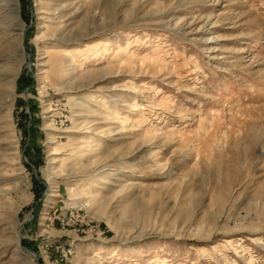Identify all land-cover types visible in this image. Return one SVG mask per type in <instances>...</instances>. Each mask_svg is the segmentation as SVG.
<instances>
[{"label": "rangeland", "instance_id": "374dc122", "mask_svg": "<svg viewBox=\"0 0 264 264\" xmlns=\"http://www.w3.org/2000/svg\"><path fill=\"white\" fill-rule=\"evenodd\" d=\"M0 264H264V0H0Z\"/></svg>", "mask_w": 264, "mask_h": 264}, {"label": "bare ground", "instance_id": "6f19581e", "mask_svg": "<svg viewBox=\"0 0 264 264\" xmlns=\"http://www.w3.org/2000/svg\"><path fill=\"white\" fill-rule=\"evenodd\" d=\"M14 3L12 2L11 5ZM55 17V16H54ZM57 22V21H56ZM53 25V24H52ZM52 29V28H51ZM55 32V31H54ZM86 34L82 35L83 37ZM50 36V35H49ZM67 40V39H66ZM75 40V39H74ZM79 40V39H78ZM79 46V45H78ZM67 50V49H66ZM101 54V53H100ZM98 55V54H97ZM50 68L53 72V77L55 84L58 86L57 88L60 90L65 89H71L73 88V85L66 86L65 84L70 83L74 84L73 80L70 79L69 75L72 73L74 69V65L77 63V56H75L74 53H70V51H64V50H57L53 52L49 58ZM80 62V61H79ZM81 84V83H80ZM82 85V84H81ZM69 101H72L74 99L78 100L77 97H68ZM72 151V150H71ZM69 157L72 155L71 152L67 154ZM72 157V156H71ZM68 157L62 158V160H66ZM94 193L92 191H85L83 193V198L86 199L87 202L90 201V199L94 196Z\"/></svg>", "mask_w": 264, "mask_h": 264}]
</instances>
